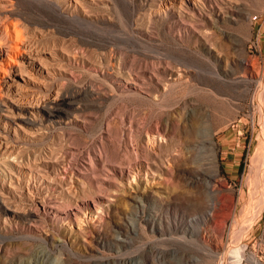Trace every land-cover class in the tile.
I'll return each mask as SVG.
<instances>
[{
	"label": "rangeland",
	"instance_id": "rangeland-1",
	"mask_svg": "<svg viewBox=\"0 0 264 264\" xmlns=\"http://www.w3.org/2000/svg\"><path fill=\"white\" fill-rule=\"evenodd\" d=\"M0 4V26L51 67L30 98L75 104L29 140L0 127V264H264V0H202L201 14L163 0ZM144 167L160 178L147 214L127 187ZM213 200L227 212L206 235L194 217ZM82 203L102 218L77 241L67 215Z\"/></svg>",
	"mask_w": 264,
	"mask_h": 264
},
{
	"label": "bare ground",
	"instance_id": "bare-ground-1",
	"mask_svg": "<svg viewBox=\"0 0 264 264\" xmlns=\"http://www.w3.org/2000/svg\"><path fill=\"white\" fill-rule=\"evenodd\" d=\"M76 1H80V0H76ZM203 1L208 2L211 0H203ZM199 3L202 4V0H163V4L166 7H168V6L176 7L179 4H183L187 7L186 9L193 11L195 14L196 13L201 14L200 9H199V7H201V6H199ZM0 6H1V4H0ZM3 6H1V7H3ZM11 26L13 29L11 28ZM11 26L9 25V23L4 24L3 26H0V122L2 123V124H0V127H3V130L6 132H10L11 130H15L16 133H17V129H20L24 132L23 139L29 140V139H31V137L33 138V135H35L34 133L35 132L37 133V131H39V129H41V126H43L46 122L54 123V122H56V120L63 119L64 116L67 115L68 109L73 108L75 106V104H74V101L72 99L67 98V97L53 98V99H48V100H44V101H41V99L40 100L39 99L34 100V99H32L33 97L30 98L27 91H29L32 88L34 89L36 87L37 81L39 79H44V80L46 79L47 80V78L51 77V74H52L51 67L45 59H43L39 55L33 54L31 51H29L30 50V49H28L29 46L27 47V45L21 44L20 34L18 33V31L16 29L17 25L11 24ZM22 50L25 52H22ZM19 59L21 60V64L17 63L18 62L17 60H19ZM52 71H53V68H52ZM126 79H127L126 80V87L128 89H130L131 91H136L138 89V86H140L139 80L137 77L130 76ZM260 85H261V90H260L259 95L262 96V94L264 93V80L261 81ZM258 105H259V110H260V114L262 116V119H264V106L261 103V100L259 101ZM263 125H264V122H263ZM263 128H264V126H263ZM3 145H4V143L0 139V150L3 148ZM263 145H264V143H263ZM262 148H263V146H262ZM9 161L11 162V163H9L10 168L16 167V168L20 169L21 171L24 169V167H21L15 163V162H17L16 159H15V161H14V159L13 160L10 159ZM254 163H255V161H254ZM7 164H5V166ZM254 166H256V168H257V165H254ZM20 170H19V172H20ZM29 170H30L29 172L34 171L31 168ZM142 172L145 173L144 174L145 177L141 173H139L137 175H133V177H132L133 180L130 183L128 182L129 184L127 187L129 190L136 192V195L130 194V197H132V199L135 203L141 205L140 213L141 214H147L145 199L148 197L149 194L155 193L154 188L156 187V185L160 186L159 185L160 184V178H159V175L153 174V173H151V171H150V173L147 172L146 167H144V171H142ZM21 173H23V172H21ZM143 177L145 179H143ZM127 187H126V190H127ZM123 192H127V191H123ZM212 193L214 195H216L217 192H214V190H212ZM0 202H1V200H0ZM218 202L219 201L215 202L214 200L211 201V203L208 204V206H207L208 208H207V211L205 213H203L201 216L194 217V220L196 222H198V224L203 225V227L206 230L205 231L206 235L208 234V232H207L208 228L216 230L215 227L217 226V224H219V223L223 224L225 222V218H224L225 216L224 215L222 216V219H219L220 217L218 216V213L222 209H220ZM2 204H5V203L2 202ZM82 204H84V203H82ZM223 205H224V203H223ZM83 206L88 209V210H86L85 213L83 212V213L79 214L80 206H78L77 208H74V210L70 214L67 215V218H70V221L68 223H70V226H71V228H70L71 234L73 235L74 239L77 241L79 240L80 237H83V235H84L83 234L81 236V233H83L85 231V229L83 228V224H84L83 222H86L88 224L94 223L98 220V218H100L102 216V215H100V217H99V210H98V212L96 210V213H95L92 208H89V205L87 203H85ZM47 207H48V209L53 210V209H56V204H55V202L54 203L52 202ZM229 208H231V206ZM75 209H77V210H75ZM225 209L226 208H224L223 210L225 211ZM227 209H228V205H227ZM46 211H47L46 209H43V212H46ZM4 212L6 215H10L12 218H16V216H17V211L15 212L13 209L11 210L7 206L5 207ZM225 212H227V211H225ZM39 216L40 215L35 211L34 212L32 211L28 214V218L30 220H37V218L39 219ZM228 216L230 217V215H228ZM147 221L150 223H156L157 216L150 215ZM75 227H77L76 228L77 230L73 231L74 230L73 228H75ZM219 227H222V225ZM83 229H84V231H83ZM221 229H219V232L217 231L220 235H222L221 231L223 230V229L222 230ZM85 232H88V231H85ZM204 237L205 236H203V239H204ZM235 245H237V244H235ZM239 246H241V245H239ZM237 248H238V250L235 251V249H234L232 251H235L237 253H238V251H241V249L239 247H237ZM225 252H226V250H225ZM235 252H232V254ZM241 252H243V251H241ZM232 254L230 253V255H232ZM233 255L236 256V254H233ZM236 257H238V256H236ZM227 258H226V256H223L220 262H222V264H223ZM230 258L234 259V257H232V256H230ZM241 260H242V258H241ZM234 261H232V263ZM237 262H239V259L235 263H237ZM225 263H227V261ZM235 263H233V264H235Z\"/></svg>",
	"mask_w": 264,
	"mask_h": 264
}]
</instances>
